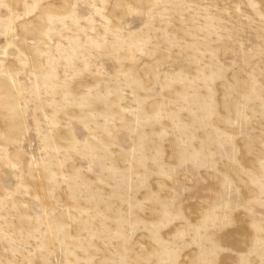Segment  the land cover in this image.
Wrapping results in <instances>:
<instances>
[{
	"label": "rangeland",
	"instance_id": "obj_1",
	"mask_svg": "<svg viewBox=\"0 0 264 264\" xmlns=\"http://www.w3.org/2000/svg\"><path fill=\"white\" fill-rule=\"evenodd\" d=\"M0 264H264V0H0Z\"/></svg>",
	"mask_w": 264,
	"mask_h": 264
}]
</instances>
